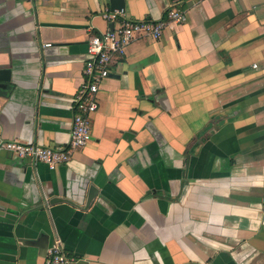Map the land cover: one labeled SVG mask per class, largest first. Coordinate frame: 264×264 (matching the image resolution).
Returning a JSON list of instances; mask_svg holds the SVG:
<instances>
[{
    "label": "crops",
    "instance_id": "crops-1",
    "mask_svg": "<svg viewBox=\"0 0 264 264\" xmlns=\"http://www.w3.org/2000/svg\"><path fill=\"white\" fill-rule=\"evenodd\" d=\"M0 0V264H264V0ZM168 24L114 57L90 140L50 169L1 143L69 139L86 42ZM49 43V45H45Z\"/></svg>",
    "mask_w": 264,
    "mask_h": 264
},
{
    "label": "built area",
    "instance_id": "built-area-1",
    "mask_svg": "<svg viewBox=\"0 0 264 264\" xmlns=\"http://www.w3.org/2000/svg\"><path fill=\"white\" fill-rule=\"evenodd\" d=\"M102 16L113 22L114 28L92 35L86 42V59L83 65V82L78 87L74 98V113L70 135L65 145L46 146L38 143L22 142L17 139L1 143V147L19 157L43 162L50 169L68 162L73 152L84 146L91 138L90 117L98 108V90L102 81L109 75L110 66L117 54H122L131 42L143 38L159 40L168 24L184 20L183 12L170 9L166 20H129L120 18L117 12L104 11ZM49 45V43L45 44ZM58 241L48 248L43 264H69Z\"/></svg>",
    "mask_w": 264,
    "mask_h": 264
},
{
    "label": "water",
    "instance_id": "water-1",
    "mask_svg": "<svg viewBox=\"0 0 264 264\" xmlns=\"http://www.w3.org/2000/svg\"><path fill=\"white\" fill-rule=\"evenodd\" d=\"M113 4V8L117 9V10H121L122 9V3L121 0H111L110 1ZM9 70L8 69H1L0 70V79H4L7 80L8 75H9Z\"/></svg>",
    "mask_w": 264,
    "mask_h": 264
}]
</instances>
